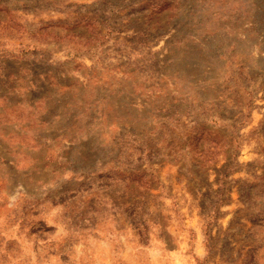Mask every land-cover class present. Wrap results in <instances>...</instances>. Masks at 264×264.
I'll list each match as a JSON object with an SVG mask.
<instances>
[{
  "label": "rangeland",
  "instance_id": "374dc122",
  "mask_svg": "<svg viewBox=\"0 0 264 264\" xmlns=\"http://www.w3.org/2000/svg\"><path fill=\"white\" fill-rule=\"evenodd\" d=\"M0 264H264V0H0Z\"/></svg>",
  "mask_w": 264,
  "mask_h": 264
}]
</instances>
